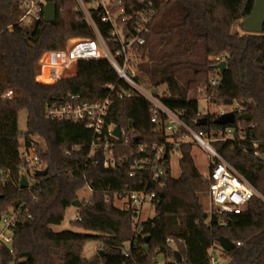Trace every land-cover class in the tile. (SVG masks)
<instances>
[{"label": "trees", "instance_id": "16d2710c", "mask_svg": "<svg viewBox=\"0 0 264 264\" xmlns=\"http://www.w3.org/2000/svg\"><path fill=\"white\" fill-rule=\"evenodd\" d=\"M48 1L57 5L56 20L46 23L28 17L31 21L26 23L22 0H0V220L6 211L21 209L11 245L0 247V264H156L159 253L167 259L165 264H209V249L220 236L236 243L224 253L231 264H264V30L233 31L237 21L250 15L256 0H116V9L122 8L125 16L152 10L149 32L143 35L146 42L138 48L142 61L137 82L158 93L164 85L161 102L186 126L213 138L220 156L260 194L241 213L222 214L205 207L209 180L195 164L193 144L180 139L186 131L166 133L164 115L152 121L151 103L137 93L122 98L113 94L106 117V126H119L124 133L121 139L111 138L113 154L121 159L115 168L103 166L102 150L96 153L97 164L89 159L94 136L86 121L45 117L47 105H60L71 94L96 102L108 96V85L129 89L106 59L81 60L77 76L53 84L37 80L44 52L64 49L69 38L94 36L75 1ZM92 11L108 36L111 24L101 22L99 12ZM221 54L227 61L223 72L213 59ZM211 76L219 78L218 85H209ZM10 89L12 99H4ZM199 89L209 96V104L234 105L230 111L249 113L251 120L216 124L221 112L200 113ZM22 110L27 113L25 145L35 143L40 162L48 169L46 176L34 175L27 187L20 186L27 168L20 156ZM203 117L207 123L198 125ZM34 136L44 140L45 149ZM158 148L164 172L153 181ZM175 151L181 154L178 177L171 173ZM136 161L144 167L136 168ZM147 185L157 195L156 214L143 222L136 236L135 213L117 207L115 199L124 196V190ZM86 186L92 188V196L76 207L82 219L74 221L85 232L53 230ZM90 240L105 246L103 255L83 256ZM175 250L183 258L177 263Z\"/></svg>", "mask_w": 264, "mask_h": 264}, {"label": "built area", "instance_id": "2783aa9c", "mask_svg": "<svg viewBox=\"0 0 264 264\" xmlns=\"http://www.w3.org/2000/svg\"><path fill=\"white\" fill-rule=\"evenodd\" d=\"M76 3V10L83 14L85 21L94 31V36L90 38H78L74 43L66 46L64 49L49 50L43 53L40 58L41 71L37 80L53 84L62 79H68L77 76L78 64L81 60L89 59H106L115 69L119 78L129 86L128 90L119 88L117 85H108L109 94L106 98L90 102L81 99L79 95L71 94L66 102L60 105H47L45 108V117L54 120H73L86 121V128L93 133V141L89 153V159L94 164L99 162L96 159V153L102 150L105 154L103 166L115 168L120 158L113 154L115 142L111 138L119 139L113 135L114 125L106 126V117L112 104L113 94L118 97H130L133 93L146 98L152 105V121L157 122L159 114L164 115L166 133H177L181 129L186 132L182 136L185 142L195 141L209 155L210 172L206 177L209 180V199L213 212L210 213H241L253 197L260 196L258 190L246 179H244L214 148L212 139L205 136L202 132H196L186 126L180 116L161 100L159 93L153 89L148 90L137 82V65H138V48L145 44L146 39L143 35L149 32V25L152 20V10L137 12L132 16H125L124 10L116 9V0H73ZM144 0H140L143 2ZM92 2H97L95 6H88ZM46 0H22V5L26 9L25 18L31 17L39 20L44 17V7ZM92 9L99 12L101 22L111 24V30L108 36H105L100 30L98 23L93 15ZM134 20L132 27L129 22ZM216 64L226 61V55H217L214 58ZM219 84L217 76L209 78V85L216 86ZM13 90H7L3 98L12 99ZM203 99L208 102L209 96L204 93ZM207 108L200 113H207ZM228 110H223L225 113ZM122 133V137H123ZM228 136H232V129L227 130ZM157 145L153 146L155 150ZM144 148L142 147V150ZM20 156L26 162V173L35 175L39 169H44L34 145H22ZM162 157V148L157 149V163L152 167L153 181H157L163 175V168L159 165ZM135 167L141 169L144 167L139 161L135 162ZM135 174L131 172V175ZM32 183H29V185ZM125 195L121 198L116 196L115 200H122V209L132 210L135 213L133 222L134 232L139 236L144 221L140 219L142 207L145 203H153L157 197L155 191H150L147 186L140 189L124 190ZM20 208L6 211L0 220V247L11 245L13 239V230L19 219ZM77 215L76 220H81ZM172 241L170 240V243ZM217 242V241H216ZM237 244H240L238 242ZM216 253L224 255L225 251L219 246L218 242L214 243L209 249V264H218ZM128 255L129 251H125ZM156 260V257L154 258ZM177 263L178 260L175 258ZM156 264L157 260H156Z\"/></svg>", "mask_w": 264, "mask_h": 264}, {"label": "rangeland", "instance_id": "374dc122", "mask_svg": "<svg viewBox=\"0 0 264 264\" xmlns=\"http://www.w3.org/2000/svg\"><path fill=\"white\" fill-rule=\"evenodd\" d=\"M106 2L108 0H105ZM47 3V0H46ZM97 4V2H92L90 4H88V6H95ZM26 23H28L29 21H31L30 18H26L24 20ZM233 31H238L243 33V28L241 26V21H237L234 26H233ZM78 38H69L66 42V46L74 43ZM139 63L142 61L141 57H138L137 60ZM144 88L151 90L150 87H148L147 85H143ZM165 90V86L162 85L160 87V92ZM204 96V92L203 89H199L198 91V98H199V110L202 111L203 109L207 108V112L213 113V112H221L225 109L227 110H232L234 109V105L230 106V107H224V106H219V105H215V104H209L208 102H206L203 99ZM19 128L21 131L20 134V145L22 147V145L25 144L24 141V132L26 131L27 128V113L25 110H22L19 113ZM123 133V130H121ZM183 135H181L180 139H182ZM35 141L38 143V145L45 149V144H44V140L39 137V136H34ZM213 139V138H212ZM193 144L192 146V156L194 158L195 164L197 166V168L200 170V172L204 175L207 176L210 172L209 169V163H210V159H209V155L208 153L201 148L195 141L191 142ZM34 147L36 148L35 143H33ZM181 157V154L179 151H175L172 154L171 157V173L174 177H178L180 175V165H179V159ZM22 175H26L28 178V182L29 183H33L35 181V176L32 173H26L23 172ZM92 196V188L90 186H86L84 189H82L79 192V200L81 202H83L84 200H88L90 197ZM206 209H208V211L213 212V208L211 207V202L209 197H207V199L204 202ZM115 205L117 207H122L123 206V201L122 200H115ZM77 208L75 206H70L67 208L66 210V214H65V218L63 220V222L61 224L58 225H53L52 229L55 231H62V230H74V231H78V232H85L83 230H81L77 225L74 224V221L77 218ZM156 214V210H155V205L154 203L151 202H147L143 205L142 207V211H141V215H140V219L142 221H146L149 218H153ZM173 248H175V246H173ZM105 246L97 240H90L88 242H86L84 249H83V256L87 257V258H91L94 255H96L99 250H104ZM216 257L218 259V264H231V258L229 256H225V255H219L218 253H216ZM156 260L158 264H165L166 263V258L163 254L159 253L156 255ZM14 264V263H11Z\"/></svg>", "mask_w": 264, "mask_h": 264}, {"label": "water", "instance_id": "95a60500", "mask_svg": "<svg viewBox=\"0 0 264 264\" xmlns=\"http://www.w3.org/2000/svg\"><path fill=\"white\" fill-rule=\"evenodd\" d=\"M57 5L54 2L48 1L44 7V17L43 20L46 23L54 22L57 18ZM241 25L246 32L250 33H262L264 30V0H256L253 10L245 19L241 21ZM220 72H223L227 68V61H222L218 63L216 66ZM249 121L251 120V115L249 113H241L237 114L235 111H227L225 113H221L218 117L215 118L214 122L218 125H228L234 124L236 121ZM207 123V118L203 117L199 119L198 125H202ZM113 135L117 138H122V131L119 126H115L113 129ZM264 160V155L262 156ZM48 174V169H39L36 171V176H46ZM29 185L28 178L26 175H22L21 177V187H27ZM82 202L79 199L73 201L72 205L75 207H80ZM149 236L147 237V240ZM219 246L225 252H231L235 247L236 243L229 239L226 236H220L217 239ZM100 255H103V250H99ZM174 256L178 261H182V253L179 250L174 251ZM237 264V263H232Z\"/></svg>", "mask_w": 264, "mask_h": 264}]
</instances>
